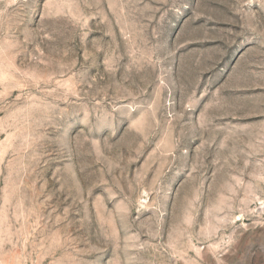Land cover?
Instances as JSON below:
<instances>
[{
	"label": "rangeland",
	"instance_id": "1",
	"mask_svg": "<svg viewBox=\"0 0 264 264\" xmlns=\"http://www.w3.org/2000/svg\"><path fill=\"white\" fill-rule=\"evenodd\" d=\"M0 264H264V0H0Z\"/></svg>",
	"mask_w": 264,
	"mask_h": 264
}]
</instances>
